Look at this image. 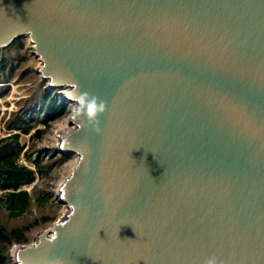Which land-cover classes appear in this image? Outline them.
<instances>
[{"label":"water","instance_id":"water-1","mask_svg":"<svg viewBox=\"0 0 264 264\" xmlns=\"http://www.w3.org/2000/svg\"><path fill=\"white\" fill-rule=\"evenodd\" d=\"M74 108L68 213L17 264H264V0H0Z\"/></svg>","mask_w":264,"mask_h":264},{"label":"trees","instance_id":"trees-1","mask_svg":"<svg viewBox=\"0 0 264 264\" xmlns=\"http://www.w3.org/2000/svg\"><path fill=\"white\" fill-rule=\"evenodd\" d=\"M26 47L27 41L24 38L0 51V84H7V80L17 73L18 61L24 60L10 57L9 50L13 48L20 53ZM41 85L44 91L42 96H34L23 108L14 112L6 122L7 136L0 137V212L8 211L9 218L23 217L28 213L32 207L33 194L24 187L35 182L37 173L41 177H47L51 173V166L43 164L42 159L34 161L31 154H26L22 136L31 135L33 140L42 139L52 124L62 120L67 113L68 103L60 98L58 91L50 92L46 85ZM35 107L40 112L36 113V116L32 114L36 111ZM40 125H44L45 129L37 128ZM22 155H27L28 160H33L36 170L19 163ZM38 200L46 202V197L38 196ZM55 220L54 216L43 215L21 227L11 229L0 220V264H17L11 256L12 248L15 245L29 244V234L33 229Z\"/></svg>","mask_w":264,"mask_h":264},{"label":"rangeland","instance_id":"rangeland-1","mask_svg":"<svg viewBox=\"0 0 264 264\" xmlns=\"http://www.w3.org/2000/svg\"><path fill=\"white\" fill-rule=\"evenodd\" d=\"M27 47L20 53L13 48L9 50L10 57L17 59L24 58L23 61H18L17 73L13 78L8 79L7 84H0V137H5L8 134L6 122L14 112L19 111L24 105L29 103L34 96L40 98L43 94V86L47 81L41 80L37 69L41 67V62L32 54V44L28 38ZM6 85V86H5ZM31 103V102H30ZM35 105V104H32ZM74 108L72 104L68 103L67 113L62 120L52 124L51 128L45 133L40 140H33L31 135L22 136V144L25 145L26 154H31L34 161L42 159L43 164L51 166V173L47 177H41L36 174V180L32 185H27V189L33 194V203L31 209L23 217L9 218L8 211L0 212V220L9 228L21 227L33 221L36 217L43 215H50L56 217V220L62 219L68 213L66 206L59 204L56 200V192L63 182V180L71 173L76 156L64 158L58 151V135L73 128L68 125V116L70 111ZM32 114H40L35 107ZM45 129L44 125L37 127ZM35 130L32 131L34 133ZM33 160H28L27 155L21 156L19 163L29 166L36 170ZM45 196L46 202L38 200V196ZM52 223L33 229L29 234L30 243L32 244L36 236L51 227Z\"/></svg>","mask_w":264,"mask_h":264}]
</instances>
